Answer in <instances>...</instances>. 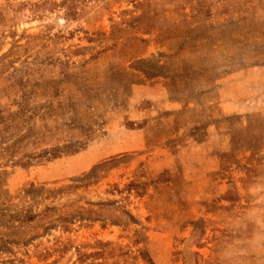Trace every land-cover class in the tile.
<instances>
[{
	"label": "rangeland",
	"instance_id": "374dc122",
	"mask_svg": "<svg viewBox=\"0 0 264 264\" xmlns=\"http://www.w3.org/2000/svg\"><path fill=\"white\" fill-rule=\"evenodd\" d=\"M0 264H264V0H0Z\"/></svg>",
	"mask_w": 264,
	"mask_h": 264
},
{
	"label": "trees",
	"instance_id": "16d2710c",
	"mask_svg": "<svg viewBox=\"0 0 264 264\" xmlns=\"http://www.w3.org/2000/svg\"><path fill=\"white\" fill-rule=\"evenodd\" d=\"M14 220L20 223L31 221L32 219H35V216L30 213H17L14 216H12ZM64 218H58L59 221H62ZM66 227V226H65Z\"/></svg>",
	"mask_w": 264,
	"mask_h": 264
}]
</instances>
